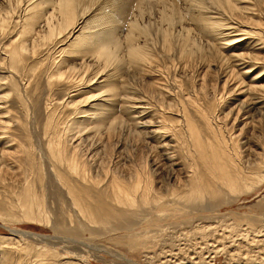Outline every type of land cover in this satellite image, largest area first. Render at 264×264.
Segmentation results:
<instances>
[{"label":"rangeland","instance_id":"1","mask_svg":"<svg viewBox=\"0 0 264 264\" xmlns=\"http://www.w3.org/2000/svg\"><path fill=\"white\" fill-rule=\"evenodd\" d=\"M177 5H172V1L170 4L154 3L146 7L145 15L142 13L137 18L140 24L149 25L146 26L147 30H150L148 43L151 45L147 46L150 49L148 51L156 59L151 69V72H154L134 71L127 74L128 76L123 73L125 81L127 83L130 81L129 85L126 83L128 87L126 86L125 92L134 95L133 91H136L135 96L145 95L146 98H150L151 106L154 107L152 109L155 110L157 106L159 111L156 110V113L163 112L159 115L174 131L171 133L174 136L168 134L166 138L162 137L158 141L153 138L146 139L143 129L133 120L126 119L127 123L125 122L122 132L118 133L115 130L116 134L111 132L110 136L105 135L101 145L97 147L95 145L99 152L97 161L100 162L96 172V178L101 179L97 183L98 188L100 185L101 188L107 186L113 177H117L127 184L141 178L146 183L148 181L150 190H153L149 195L154 202L149 201L144 204L145 206L143 204L135 206L140 213L139 219L125 221L129 223L127 229L119 228L116 218L106 223H92L93 220L84 213L87 205L84 198L81 203H75L67 186L56 174L64 172L67 177L71 174L63 164L53 160L49 146L56 140L64 155L72 150L66 138L68 132L65 131L67 122L74 117V111L66 104L68 94L65 93L62 84L49 85L45 78H32L30 85L24 84L26 74L36 73L46 67L54 69V55L40 51L34 58L13 68L11 60L3 53V48L9 46L16 38L18 24H13L0 36V79L11 77L13 82L11 86L13 94L8 103V110L11 111L9 118H13L14 122L10 124L8 133L11 132L15 143L9 141V136L4 140L6 143L10 142L11 147L17 144L20 149L18 156L14 157L15 170L11 169L13 166H6L10 167L7 169L4 165L2 169L13 170L12 173L5 169L0 170L3 174L0 177V264H264V176L258 180L259 182L253 178V181L249 182L252 184L245 189L225 190L220 203L217 198L210 195L205 197L210 201L201 200L199 204L187 203L183 197V191L189 188L196 175L198 164L193 152L190 153L194 150V144L187 138L180 137L179 114L188 112L201 128L202 136L208 137L210 132L207 131L201 111L214 110L213 114L220 116L215 117L213 123L222 127L226 133L229 131L238 134L241 126L232 127L229 120L223 122L226 119L223 113L228 109V105L234 106V103H237L238 106L242 97L237 93L229 94L227 89L223 91V74L213 62V50L208 47L205 37L193 28L191 22L189 24L186 20L187 23L183 22L182 28L167 24L172 35H178L177 31L186 34L182 37L181 33L179 37L173 36V42L169 46L160 40L159 35L152 32L156 26H165L167 23L162 17L165 11H168V14L172 12L183 14L185 8L181 3ZM172 8L176 13L171 10ZM175 8H181L183 11ZM262 8L264 9L263 4ZM161 11H164L162 15L159 14ZM186 28H189L191 33L187 32ZM185 36L187 37L184 38ZM191 38L192 40H188ZM185 39L191 45L195 39L193 42L196 45L193 43L192 47L184 41ZM222 40L220 37L217 41ZM66 47L61 46L60 49ZM163 47L171 49L167 52L168 50H162ZM183 49L189 50L183 52L185 57L183 53L180 54ZM202 50L207 53L204 52V55ZM16 70L23 71L17 73ZM228 70L230 69L227 68L226 71ZM157 74L163 87L171 92L169 97L154 86ZM232 78L231 84L238 81L236 71L233 72ZM98 80L100 82L102 78L98 77ZM233 99H236L234 103L229 102ZM117 111L120 112L119 109ZM49 113H52V116L48 115ZM251 115L255 117L254 112H251ZM49 124L50 128H47ZM245 132L252 140L250 147L252 149L255 147V151H261L264 146V122L262 125L259 124L257 129H252L251 125L247 126ZM171 137L172 143L175 141V148L172 149L175 155H170L176 163L173 165L164 158L165 147H162L163 142H170ZM253 142H256V145ZM206 143L208 140L204 144ZM236 145L240 148L241 141L237 139ZM1 147L3 145L0 144ZM81 147L82 149H78V160L81 158L82 162L87 160L85 163L89 165L88 158L83 156L87 146L82 144ZM261 169L263 175L264 166ZM199 174L202 175L203 172ZM68 178L71 183L84 182L75 175ZM92 191L90 187V196ZM96 192L95 188L93 195H96ZM85 199L87 200V195ZM25 200L32 204L36 218L26 217L27 207H23ZM152 208L153 210H150ZM7 217L9 220H6Z\"/></svg>","mask_w":264,"mask_h":264},{"label":"bare ground","instance_id":"2","mask_svg":"<svg viewBox=\"0 0 264 264\" xmlns=\"http://www.w3.org/2000/svg\"><path fill=\"white\" fill-rule=\"evenodd\" d=\"M170 1L174 6L177 4L179 6L181 3L185 8H183V14L180 15V11L179 15L173 12L168 14V11H165V15L162 17L167 23L160 20L166 24L162 26L160 22L161 26H156V28H153L152 24V32L159 35L160 40L169 46L173 42L172 37L178 36L181 32L177 31L178 35H172L171 28L169 30L167 24L182 28L183 22L186 20L189 21V24L191 22L193 28L205 37L208 47L213 50V62L217 64L223 74V91L227 89L229 94L237 93L242 97L241 102L238 103L239 107L237 103H234L236 99H233L229 102L234 103V106L228 105V109L223 113L226 118L223 122L229 120L232 122V127L241 126L238 134L229 131L226 133L222 127L215 125L213 119L220 115L215 116L214 110L212 112L201 111L207 131L210 132L208 137L202 136L201 128L188 112L178 113L180 137L187 138L194 144V150H191L190 153L193 152L198 164L196 175L189 188L183 191V197L187 203L199 204L201 200L210 201L209 198L205 199L206 195H210V197L217 198L220 203L223 200L221 195L225 190L245 189L252 184L249 182H252L253 178L257 182L264 176L261 174V167L264 166V146L261 151H255V147L254 149L250 147L252 141L250 136L245 134L247 126L251 125L252 129H257L259 124L262 125L264 122V9L262 8L264 0H0V36L13 24H18L16 38L9 46L3 48V53L11 60V67L16 68L18 65L26 63L40 51L54 55V69L46 67L36 73L26 74L27 78L24 84L25 86L30 85L32 78H45L49 85L62 84L65 93L68 94L69 99L66 104L74 111V117L67 122V125L65 124V131L68 132L66 138L72 150L67 151L64 155L61 146L55 140L49 145L50 152L54 157L53 160L63 164L64 168L71 173L69 176L75 175L84 181L82 184L71 183L66 173L56 172L60 181L67 186L75 203H81L80 201L84 198V202L87 203L84 213L93 220L92 223H106L117 219L119 228H128L129 223L125 221H133L134 218L139 219L140 216L135 206L144 205L149 201L154 202L149 195L152 189L150 190L148 181L146 183L141 178H136L127 184L121 182L117 177H111L109 184L102 188L100 185L99 189L97 183L100 178H96V172H98L100 162L97 161L99 152L96 147L101 145L105 135L110 136L115 130L117 132L123 130L125 122L127 123L126 119L133 120L140 126L146 139L153 138L158 141V139L166 138L168 134L174 132L166 122H163L161 116L163 112L157 114L156 110L159 111L157 106L155 110L152 109L150 98H146L145 95L135 96L136 91H133L134 95H130L131 92L129 94L125 92L130 81L127 79L129 81L127 83L123 77L134 71L139 73H142L141 70L146 73L154 72H151V69H153L156 59L148 51L150 50L148 46L151 45L148 43L150 30L147 29L149 25L146 24L147 27L140 24L137 18L142 13L144 14L148 5L159 4V2L170 4ZM173 8L172 11H174ZM175 9L180 10L181 8ZM162 12L164 13V11L158 13L162 15ZM155 18L157 19V17ZM155 18L154 20H156ZM186 31L191 33L189 28H186ZM183 34L181 33V37ZM219 36L223 39L221 42L217 41ZM188 40H192V38ZM188 40L184 41L189 43ZM193 41L192 45L195 43ZM189 44L191 45V43ZM201 45L203 44L201 43ZM61 46L67 47L60 49ZM181 47L183 46L181 45ZM164 49L163 47L162 50L164 51ZM176 49H178L177 46ZM172 50L175 51L173 48ZM191 50L190 52H192ZM188 51L183 49L180 54ZM204 52L206 51L204 50ZM204 52L202 50L205 55ZM184 53L183 57H185ZM227 68L230 70L226 71ZM22 71L16 70L17 73ZM234 71L238 74V81L231 84ZM98 77L102 78L100 82ZM154 82L156 89H161L159 91L166 97L171 95V92L163 87L158 74ZM12 84L11 77L0 79V144L3 145L0 148V170H6V166H13L11 169L15 170L14 157L18 156L20 150L17 144L11 147L10 142L15 143L14 137L11 136V132L8 133L10 124L14 122L13 118H9L11 111L8 110V103L13 94ZM133 88L136 89L135 86ZM118 109L121 113H118ZM251 112H254L255 117L251 115ZM48 115L52 116V113ZM170 121L172 122V120ZM47 128H50V124ZM114 133L116 134V132ZM171 135L174 136V134ZM8 136L10 142L6 143L4 139ZM237 139L241 141L240 148L236 145ZM169 140L170 142H163L162 147H165L163 154L164 158L173 165L176 163L170 155H175V151L172 150L175 148V141L172 143V137ZM207 140L208 143L204 144ZM82 144L87 146L83 156L88 158L89 165L85 163L87 160H83V162L82 158L78 160V149H82ZM253 144L256 145V142ZM205 146L209 147L204 148ZM3 165L6 168L2 169ZM6 171L12 173L10 170ZM16 171L18 170L16 169ZM201 172H203L202 175L199 174ZM1 174L0 171V177ZM5 181L7 182V179ZM90 187L93 191L96 188V195H93L92 191V196H90ZM86 195L87 200L85 199ZM156 204L154 205L156 206ZM161 205L159 204V206ZM23 207H27L26 217L36 218L29 200L24 201ZM146 207L148 208V205Z\"/></svg>","mask_w":264,"mask_h":264}]
</instances>
